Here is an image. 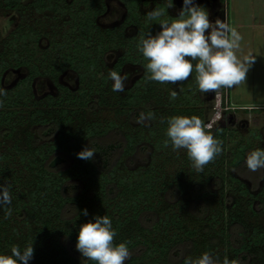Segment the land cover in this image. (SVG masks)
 Returning a JSON list of instances; mask_svg holds the SVG:
<instances>
[{
  "label": "trees",
  "instance_id": "16d2710c",
  "mask_svg": "<svg viewBox=\"0 0 264 264\" xmlns=\"http://www.w3.org/2000/svg\"><path fill=\"white\" fill-rule=\"evenodd\" d=\"M154 1L165 15L151 20L130 1V19L142 30L132 45L122 30L99 26L102 0H0L19 15L6 35L0 28V184L12 195L0 208V252L32 243L29 264H96L75 243L79 224L97 213L112 219L114 242H128L124 264H185L204 251L217 264H264L259 195L240 177L258 135L206 129L223 150L197 172L185 149L163 143L170 115L195 114L205 123L195 72L175 84L146 80L145 72L125 93L111 88L106 52L124 47L118 72L130 61L144 65L137 40L158 31L160 19L175 18ZM20 68L26 75L5 85V72ZM68 69L79 78L75 87L58 80ZM38 75L51 77L57 91L36 96ZM141 112L154 118L141 121ZM86 145L93 158H78ZM85 207L89 215H79Z\"/></svg>",
  "mask_w": 264,
  "mask_h": 264
},
{
  "label": "clouds",
  "instance_id": "9594fccd",
  "mask_svg": "<svg viewBox=\"0 0 264 264\" xmlns=\"http://www.w3.org/2000/svg\"><path fill=\"white\" fill-rule=\"evenodd\" d=\"M176 7L174 0H167V8ZM165 15V8H153L146 13L151 20ZM160 28L153 33L148 31L136 42L137 51L146 59L143 67L146 80L177 83L189 78L195 72L197 88L201 93L216 92L230 88L246 79L249 68L256 56L249 53L238 57L241 33L217 17L209 19V12L196 3V0H182L174 19H160ZM207 30V31H206ZM107 77L112 80L114 92L125 89L126 74L109 70ZM218 94V93H217ZM178 95L175 89L169 90L170 99ZM153 119L154 113H140L139 119ZM219 118V114H217ZM211 124L204 123L195 114H174L167 118L166 137L163 143L173 150L185 149L192 168L203 171L204 165L222 152V140L214 137L206 129ZM96 150L88 145L77 151L81 159H92ZM250 170L264 168V147L251 150L246 156ZM12 195L9 187L0 184V208L10 205ZM9 207L5 215H11ZM89 215L85 207L79 215ZM116 229L107 214L93 213L92 218L83 221L77 228L75 247L82 257L96 264H124L131 253L127 241L114 242ZM33 244L21 247L13 244L10 253L0 252V264H29L33 258ZM185 264H217L209 251L196 257H185ZM224 264H228L225 260Z\"/></svg>",
  "mask_w": 264,
  "mask_h": 264
},
{
  "label": "flooded vegetation",
  "instance_id": "af4514ba",
  "mask_svg": "<svg viewBox=\"0 0 264 264\" xmlns=\"http://www.w3.org/2000/svg\"><path fill=\"white\" fill-rule=\"evenodd\" d=\"M69 1V0H68ZM103 1V4H104V8L101 10V12L98 14L96 20H97V23L99 24V26L101 28H104V29H120L122 30L123 34L127 37V42L128 43H131L133 45V40H129V38H132L134 35L136 34H139L142 32L141 30V24H136L134 23L133 20L130 19V12H129V3L131 0H102ZM116 2V4H118L119 6H122L123 7V16H121L120 20L118 21H113V22H103V18L111 11L110 7H111V2ZM140 3H139V11H141V14H142V17H143V20L145 19L146 16V13L153 9V8H156L157 7V3H155L154 0H138ZM160 0H157V2H159ZM162 2L166 3V6H167V0H162ZM174 3L176 4V0H174ZM201 7H204L208 12L209 14L212 16L213 15H218L220 16L221 19H226V0H206L205 1V4L203 3V5H200ZM167 11L170 15L172 16H176L177 13H174V10L173 8H167ZM209 15V16H210ZM214 21V20H213ZM207 31V30H206ZM124 47H118V48H115V49H112L111 50V53L110 55H108V53L106 52L105 54V57L104 59L105 62L108 64V69L109 70H115L114 67H115V64H116V61L119 59L120 55L122 54V51H123ZM108 55V56H107ZM131 66L132 67H137V71L138 73L135 75V77L132 79L131 83L127 86H125V89L122 93H125L127 89L131 88L132 86H134V84H136L140 78L143 76V74L146 72L145 68L143 67V65L141 63H137V62H134V61H130V62H127L126 64L122 65L121 69H120V73L123 75L125 70ZM21 70V75L18 77L17 80H19L21 77H23L24 75H26V71L23 70V69H19ZM67 73H74L75 74V78H76V82L74 85H71V84H68L67 82L64 81V76L67 74ZM33 84H34V93L36 96H44L45 94L51 92V93H55L57 91V86L54 84V81L51 77L49 76H46V75H38V76H35L33 79ZM37 80H46L48 81L49 83H51L52 85V90L51 91H46L45 93H42V94H38L37 93V90L35 89V83ZM58 80L59 82L63 83L65 86L67 87H75L78 85L79 83V78L77 76V73L74 71V70H65L63 73H61L60 76H58ZM111 83H112V80L110 79ZM213 93V96H219L221 98H223V96H225L226 94V91H224V88H220L218 90H216V92H212ZM218 93V94H217ZM201 95L204 97L205 99V106H206V99L208 97V93H201ZM224 104V102H223ZM228 107H225L227 109H257V108H253V107H241V106H236L235 104H232L229 102L228 100ZM260 109V108H258ZM231 111V110H229ZM227 112V111H226ZM234 122V123H233ZM240 124H243V123H239L237 124V122H235V120H225V122H223L222 126H226L230 129H233V131L238 135V137H248V135L251 136V134L253 132L256 133L257 138H255L254 140V144L252 143L251 141V144H252V148L249 149V152L257 147H262L264 145V133L263 131H259L257 129H249L248 130V135L246 134H243L241 131V128L239 127ZM217 126V125H216ZM216 126H213V127H216ZM247 156V155H246ZM245 165L242 167L241 169V179L247 184V186L250 188V190L255 193V195H259V197H256L255 200H254V204L257 205L259 207V210L264 212L263 211V203L261 201V197L264 198V182H263V175H264V168H259V172H257L258 170H251L252 172L249 173V174H253L252 175V180H248L247 178H245L243 175L245 174V170L248 169L247 165H246V159H245ZM255 187L256 190L254 189ZM263 194V195H262Z\"/></svg>",
  "mask_w": 264,
  "mask_h": 264
},
{
  "label": "crops",
  "instance_id": "0c3cea01",
  "mask_svg": "<svg viewBox=\"0 0 264 264\" xmlns=\"http://www.w3.org/2000/svg\"><path fill=\"white\" fill-rule=\"evenodd\" d=\"M226 4L227 23L243 37L237 56H256L246 79L229 88L228 100L236 106L264 108V0H228Z\"/></svg>",
  "mask_w": 264,
  "mask_h": 264
},
{
  "label": "rangeland",
  "instance_id": "374dc122",
  "mask_svg": "<svg viewBox=\"0 0 264 264\" xmlns=\"http://www.w3.org/2000/svg\"><path fill=\"white\" fill-rule=\"evenodd\" d=\"M206 0H196V3L203 5L205 4ZM182 3V0H176V7H173L174 13H177L180 5ZM111 11L103 18V22H113L120 20L121 16H123V7L116 4V2H111ZM228 10V8H227ZM210 15V14H209ZM18 13L13 10H8L5 8L0 7V28L2 30V34L6 35L16 24L18 20ZM217 17L220 18L219 14L209 16L210 20H215ZM117 21V22H118ZM227 22V21H226ZM137 67L129 66L124 74L127 75V80L125 81V86L129 85L132 81V79L135 77V75L138 73ZM21 70L14 69L6 71L4 74V84L5 85H12L15 83L18 79V77L21 75ZM64 81L68 84L74 85L76 82L75 74L74 73H67L64 76ZM35 89L37 90V93L40 95L42 93H45L46 91L52 90V85L46 80H37L35 83ZM233 92V91H232ZM224 102V104H223ZM226 105V97L223 96V99H221V104L219 103V98L216 96H213V93L210 91L208 93V97L206 99V106H205V123L211 124L212 127L216 125H220L225 120H235L237 124H240V128L243 134L248 135L249 129H257L259 131H263L264 133V108L260 109H227L224 106ZM231 110V111H229ZM227 111V112H226ZM217 114H219V118H217ZM234 123V122H233ZM117 138V137H116ZM259 172V169H257ZM252 171L248 168L245 170V174L243 175L248 180H252V175L249 174ZM257 187L254 189L256 190ZM259 208V207H258ZM248 217V216H247ZM249 218V217H248ZM264 222V212L261 217H258ZM253 220V219H252Z\"/></svg>",
  "mask_w": 264,
  "mask_h": 264
},
{
  "label": "built area",
  "instance_id": "2783aa9c",
  "mask_svg": "<svg viewBox=\"0 0 264 264\" xmlns=\"http://www.w3.org/2000/svg\"><path fill=\"white\" fill-rule=\"evenodd\" d=\"M216 97L219 98V103L221 104V99H223V98L219 97L218 95H217ZM225 97H226V105H225V107H228V106H227V105H228L227 88H226V95H225Z\"/></svg>",
  "mask_w": 264,
  "mask_h": 264
}]
</instances>
